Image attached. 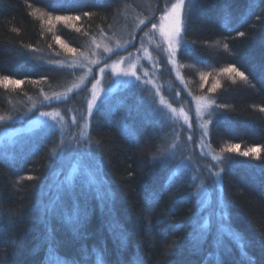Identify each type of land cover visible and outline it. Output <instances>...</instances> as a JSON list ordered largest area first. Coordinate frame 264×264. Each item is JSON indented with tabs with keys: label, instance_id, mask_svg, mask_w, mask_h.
Listing matches in <instances>:
<instances>
[{
	"label": "trees",
	"instance_id": "obj_1",
	"mask_svg": "<svg viewBox=\"0 0 264 264\" xmlns=\"http://www.w3.org/2000/svg\"><path fill=\"white\" fill-rule=\"evenodd\" d=\"M78 3L84 0H0V75L23 81L7 87L0 81V115L27 90L39 88L37 83H58L60 71L50 55L60 45L81 48L111 23L120 0H87L81 9ZM261 7L260 0H195L187 11L192 19L184 33L190 44L195 43L178 54L188 78L197 75L198 65L216 69L234 65L250 77L226 79L212 92L216 104L224 107H216L210 143L229 161L223 171V199L230 228L239 240L222 236L217 247L216 227L204 232L198 225L196 183L184 171L172 175L174 166L159 163L164 129L137 86L130 85L104 100L92 115L91 152L98 157L104 183L100 190H88L85 204L79 193L86 180L71 181L89 213L76 231L64 219L72 213L66 196L69 183L60 187L56 181L62 159L57 131L43 128L0 149V258L5 264H135L138 256L144 264H248L242 251L255 264H264V81L258 80L264 74V10H257ZM234 10L243 13L237 17ZM256 13L262 16L259 21ZM239 32L245 35L238 36ZM231 145L239 149L226 151ZM253 147L261 149L259 159L241 154ZM97 191L105 198L111 194L110 215L95 198ZM149 193L156 194L151 204L146 199ZM43 205L56 212L42 219Z\"/></svg>",
	"mask_w": 264,
	"mask_h": 264
},
{
	"label": "rangeland",
	"instance_id": "obj_2",
	"mask_svg": "<svg viewBox=\"0 0 264 264\" xmlns=\"http://www.w3.org/2000/svg\"><path fill=\"white\" fill-rule=\"evenodd\" d=\"M175 2L176 0H120L111 23L99 28L98 33L92 35L81 48L69 44L67 48L60 45L56 55H50L53 58L52 64L60 71L58 83L43 85L37 83L39 88L31 90V93L27 90L24 97L15 99L8 105L5 114L0 115L3 118L0 119V149L21 143L25 136L34 131L53 128L59 134L58 152L62 153L55 173L57 183L60 181L58 185L62 187L76 179L86 180V185L88 177L84 174V168L89 161L86 157L81 158L80 151L92 150L93 143L90 137L92 115L112 94L130 85H136L137 92L150 105L156 121L164 129L162 156L173 157L178 162L172 165L174 166L172 175L184 171L185 176L196 183L198 225L200 223L204 232L216 227L220 236L231 235L233 240H239V234H234L235 231L230 228L228 212L224 205L223 172L220 182L213 184L216 177L210 176L208 171L209 165L212 166L213 172L219 170L213 156L223 155L210 143L211 124L217 104L215 102L211 107H201L209 101H215L214 93L209 91L213 84L219 82L220 86L226 79L237 78L238 75L224 72L225 68L216 69L214 65L212 67L198 65L197 69H193L197 75L188 78L178 59L180 50L177 52V62L173 64L169 61L167 45L160 36L159 28L161 24L166 23L161 19L164 13L169 11ZM194 2L195 0H185V13ZM85 3L87 0L78 3V9ZM257 10L260 12L264 8ZM234 11L237 17L243 13ZM258 15L259 13L254 14V18L262 17ZM223 17L224 13L222 14L221 10L219 19L223 20ZM142 20L147 24L146 27L140 24ZM149 20L151 23H147ZM234 22L235 18L232 19V23ZM69 23L71 22H65L67 26H70ZM152 23L157 24V29L151 28ZM132 36H135V47L126 43ZM117 43L124 47L117 49ZM69 48L76 49V52L68 51ZM109 48L114 51H105ZM138 49L140 51H137ZM144 49H147V52ZM149 54L152 59L148 58ZM114 65L118 66L121 73L135 71L140 79L137 80L131 75L116 74ZM237 66L241 68L238 64ZM101 68H104L103 72L100 71ZM240 71L246 72L248 77L245 69L241 68ZM3 77L0 75V81L6 83ZM258 80L263 82L264 74L259 76ZM54 93L59 99L47 101L44 99L45 95L52 97ZM94 95L96 100L89 114L88 104ZM41 113L51 115L42 116ZM205 130L208 135L201 140ZM189 136L192 137L191 140L188 139ZM77 142L82 146L80 151L75 147ZM74 166L77 169L75 172ZM93 170L100 190L102 182L104 183L101 167ZM193 177L197 178L193 180ZM242 180L250 183L244 178ZM221 209L226 215V222L223 224L216 218L217 212Z\"/></svg>",
	"mask_w": 264,
	"mask_h": 264
},
{
	"label": "snow or ice",
	"instance_id": "obj_3",
	"mask_svg": "<svg viewBox=\"0 0 264 264\" xmlns=\"http://www.w3.org/2000/svg\"><path fill=\"white\" fill-rule=\"evenodd\" d=\"M260 2L264 3V0H260ZM184 6H185V0H176V2L171 5V8L169 9V11L164 13V15L161 19L163 21H165L166 23L161 24L160 28H159L160 36L163 38L165 44L167 45L166 52H167L168 59L173 64H175L177 62L176 56H177V52L179 50L184 49L185 51H189L191 48V45L195 43V42H191V44H190L184 36V33L188 30L190 23H191V19H192L191 12H188V13L184 12ZM84 15L89 16V15H91V13L85 12ZM74 18L76 20L80 19L79 16H76ZM56 19H58V20L71 19V17H67V18L66 17H57ZM260 19H261L260 17H257L258 21ZM147 23H151V20L147 21ZM140 24L145 25V27L147 26V24L143 20L140 21ZM151 28L153 30L157 29V24L152 23ZM141 31H143V29H141ZM237 35L238 36H244L245 33L239 32ZM56 39H57V42H60L59 37H56ZM134 41H135V36H132V38L130 40H128L126 43L129 46L135 47ZM64 47L67 48V45H64ZM122 47H124V46L117 43V49L122 48ZM141 47H142V45H141ZM157 47H159V45H157ZM224 47L227 48L228 47L227 44H225ZM125 50H126V48H125ZM68 51L75 53L76 49L69 48ZM105 51L113 52L114 49L109 48V49H106ZM137 51H140V49H138ZM144 51L147 52V49H144ZM129 55H131V53ZM148 58L152 59L150 54H149ZM105 67H107V65H105ZM133 67H135V66H133ZM113 69L116 72V74H122L125 76L131 75V76H135L137 80L140 79L139 76H136L135 71L121 73L118 71L117 65H114ZM100 71L103 72L104 68H101ZM223 71L226 73H235L242 80H245V81L248 80V77L245 75V72L240 71V69L236 68L234 65L223 69ZM3 81L6 82L5 87H7V83H11V84H15V85H20L23 83L22 80H10V78L8 76H4ZM34 83H35V81H34ZM93 87H95V86H93ZM218 87H219V82L213 84L212 87L209 89V91L215 92ZM253 87H254V85H253ZM44 99L46 101L52 100V99H59V96L54 93L52 97L45 95ZM95 100H96V96L94 95L93 100L90 101L88 104L89 114H91ZM213 104H215V101H209L206 105H202L201 107H211ZM216 107L222 108V107H224V105H216ZM173 111H175V110L173 109ZM262 111H264V109H262ZM41 115L42 116H49L51 114L50 113H41ZM0 119H3V118L0 117ZM207 135H208L207 130L203 131L202 136H201V140L206 138ZM188 139L191 140L192 137L189 136ZM75 147H76L77 151H80L82 146L79 142H77ZM238 149H239V145H231L226 149V151L232 152V151H237ZM222 151H224V150H222ZM260 151H261V149L259 147H253V148H249L248 150L244 151L241 154L244 156L254 155V157L256 159H259L260 158ZM80 156L82 159H84L86 157L89 161V163L84 168V174L88 177V180H87L85 189L79 193V196H82L84 198L85 204H86L87 196H88V190H90L92 188H95L98 190L100 187V185L98 184V181L96 179L95 171L93 170V169L98 170L99 164H98V157L94 153H92L89 149H84L83 151H80ZM213 160L216 161V167L219 170L213 172L212 166L209 165L208 171H209L210 176L216 177V179L213 180V184H218L220 182V180L222 179L221 173L224 171V167L228 166L229 161L223 155L213 156ZM159 163L162 166L170 167L173 164H177L178 162L175 161L173 157L164 156L160 159ZM221 165H224V167H221ZM73 171L74 172L77 171L75 166L73 167ZM129 175H131V173ZM196 178L197 177H193V180H195ZM28 179L33 180V179H37V178L29 176ZM171 179L172 178L170 177L169 181ZM66 196L71 201L72 213H71V215H65L64 219L68 223L72 224L73 230L76 231L80 227L83 226L84 222L88 218L89 213H88V210L86 207L81 206L80 199L78 198V194L75 190V186L73 184H71V182L68 185ZM95 198L101 201L103 207L107 208L108 214L110 215L111 214V203H112L111 194L108 193L107 198H105L104 196H101L99 194V191H97V195ZM155 198H156L155 193H149L148 197L146 199H147V202L149 204H151L152 200ZM60 199H61V197L57 198L58 201ZM55 212H56V208H54L53 206L43 205L42 210H41V217H42V219H45V218L53 215ZM216 218H217V221L221 224L226 222V215L222 209L217 212ZM222 242H223L222 236H218L217 241H216L217 247H219L222 244ZM242 255H244L245 258L248 260V264H255L254 259L252 257H249L246 252L242 251ZM0 264H5V262L2 258H0ZM135 264H144V258L142 256H138L136 261H135Z\"/></svg>",
	"mask_w": 264,
	"mask_h": 264
}]
</instances>
